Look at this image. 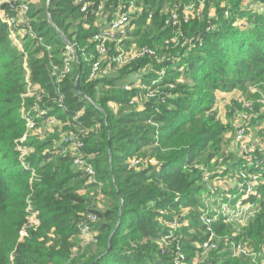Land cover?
<instances>
[{"label": "trees", "instance_id": "1", "mask_svg": "<svg viewBox=\"0 0 264 264\" xmlns=\"http://www.w3.org/2000/svg\"><path fill=\"white\" fill-rule=\"evenodd\" d=\"M46 1L43 8L30 9L37 22H32L35 34L26 42L33 55L41 54L31 57L28 69L31 82L46 92L35 102L42 116L23 118L17 113L26 91L23 54L12 46L10 27L0 18V264H174L177 245L187 264H253L244 255L232 257L225 246L239 239L247 241L258 259L264 258V181L257 185L259 206L246 225L213 224L223 237L219 248L206 256L195 246L205 238L197 210L189 212L187 226H171L183 219L181 207L198 204L204 188L199 165L216 155L207 150H218L222 140L215 116L209 113L213 94L264 76V0L259 8L244 7L242 0H213L212 14L206 4L187 15L185 7L199 5L197 0H134L141 4L140 11L131 20L123 46L136 37L156 54L129 63L121 77L145 66L148 88L142 93L154 95L144 100L139 90H125L124 83L116 82L119 78L100 74L106 59L97 76L89 74L91 62L98 58L93 36L131 0H49L50 18ZM2 8L4 17L17 14L15 8ZM171 13L175 23L167 21ZM54 27L83 47L77 51L78 61H68L69 70L58 80L50 75L51 56L65 43ZM50 45H55L53 52L47 50ZM62 58L64 70L65 55ZM136 91L140 108L129 104ZM35 103L28 100V105ZM49 114L89 130L75 138L93 155L88 160L97 181L107 185L110 201L105 209H93L90 198L80 194L89 187L85 181L90 175L73 165L72 151L62 153L65 144H55V136L30 140L26 145L33 152L20 158L15 140L26 119L38 121ZM134 159L139 161L132 165ZM27 203L38 212L39 224L27 227V236L20 238L28 221ZM90 209L98 218L95 244L74 255L71 239L80 234L81 213ZM188 227L191 234H186ZM50 230L56 238L49 236Z\"/></svg>", "mask_w": 264, "mask_h": 264}, {"label": "rangeland", "instance_id": "2", "mask_svg": "<svg viewBox=\"0 0 264 264\" xmlns=\"http://www.w3.org/2000/svg\"><path fill=\"white\" fill-rule=\"evenodd\" d=\"M28 1L29 11L27 13V18L24 20L17 18L14 25H12L9 29V38L12 46H14L18 52L23 54L20 60L22 61V66L25 71L23 76L26 84V91L20 95V108L17 110V113L23 118H26L28 114L34 115L35 117L42 116V114H44V111L41 110L42 108L40 107L39 103L37 104L35 102H39V100L42 98L41 94L46 93L40 85L31 82L30 71L28 69V62H30L31 57L41 56V54L33 55L31 53L33 48H26L27 40H29L35 34L31 24L32 22H37L36 17H30V9L34 10V8H43L45 0ZM216 1H219V3L221 2V4H225L227 0H214V2ZM197 2L199 5L191 3L185 7V15L192 13L194 10L196 12H200L203 7L206 6V4L210 6L209 13L212 14L214 10V6L212 5L213 0H197ZM260 4V0H242V6L244 7L259 8ZM138 6L140 8L141 4ZM41 15L42 14L39 16ZM2 16L3 15H0V18H2ZM170 18L171 14L169 17H167V21ZM26 25L29 26L27 30L25 28ZM54 28L64 40L65 44L63 47H65V50H67L66 45L69 40L67 37H63L61 35V31H59L56 27ZM131 30H129V33ZM91 40L92 39H89L88 43H90ZM130 41L131 43H126L124 46L120 47L121 49H118L119 51L122 50L121 52L125 56L124 63L115 65V67L111 69H107L106 67L104 68L103 66L101 68L100 74L112 78H119V80H116V82L120 84H125L126 81L131 80L133 88L139 90L138 92L141 96V100H144L146 96L142 92H146V88H148L147 83L144 82V76L147 74L145 71L146 67L142 66L140 69L138 68L133 72H129L121 77L122 70L129 68L131 62L140 59L145 54H149H142L143 46L136 37H132ZM71 42L74 44L73 41ZM72 46L74 47L76 53L81 48H83L75 44ZM54 48L55 45H50L47 47V50L49 52H53ZM62 48L59 47V52L57 55L54 56L52 53L51 56L50 75L52 78L57 80L61 78V74H64L63 66L61 67V61L63 60L62 56H64L65 53L62 52ZM155 52L156 51L153 50L152 54ZM80 54L84 55L82 52ZM101 59L102 66L104 59ZM145 78L147 79L146 76ZM29 99H31L32 103L34 102L35 105H28ZM209 113H212L215 116V121L217 122L218 127L221 129L222 140L220 141V144L217 145L218 150L215 148L207 150H210V152L212 150V152L216 153V155H213V158H211L206 165H199L200 171L203 175V178L200 182L203 184L204 188L198 194V204L196 206L181 207L179 212L183 219L180 221L181 223L177 221L180 219H175L173 221L175 222V227H179L182 224L187 226L189 219L188 217L190 216L189 212L192 210L193 212L197 210L199 213H203L205 211L211 212L214 207H217L218 200L222 198V195H226L232 191L233 179L237 173L236 170L243 160H252L251 158H253L255 155H257L256 158H262L264 160V76L263 78L253 77L243 86L231 91H215ZM79 115H81V113L77 114V116ZM30 118L32 119V117ZM241 129H244V134L241 138H238L237 134ZM79 132L88 134L89 130H86L83 127L70 125L67 121L58 119L55 114H49L46 119H40L38 121L34 120L29 125L26 121L25 129L22 135L15 140L16 149L20 152V158L24 160L33 152L32 147L26 145L30 140H44L48 137L55 136L57 139L55 144H65L66 137L75 138ZM74 134L76 135L74 136ZM75 148H78V150ZM84 149L85 144H82L81 146H76L75 144L69 146L65 144L62 153L64 155L71 154L70 152L72 151L73 156H82L87 160L88 158H92L93 155L86 153ZM145 161L153 163L155 160L153 158H145ZM86 178L87 180L85 181V184L89 187L86 189H81L79 191L80 194L90 198V206L93 209H105L109 205L110 201V197L105 193L104 189L105 186L107 187V185L97 181V176L95 173L87 176ZM27 210L29 212L28 217L32 222H34L32 226L35 228L39 224L38 212L32 207L30 203H27ZM92 213L95 212L91 209L85 213H81L83 223L89 225L90 231L89 234H78L72 237V253L74 255L79 251V249H85L89 245L95 244L94 241L91 240V237L97 232L95 230V225L98 221V218L91 220L90 214ZM253 214L255 213L246 215L242 221H230V224H232L234 228L238 226H244L246 225L247 221L253 217ZM198 221L199 223H202L201 218L198 219ZM191 233L192 229L188 227L186 234ZM49 236L55 237V234H53L52 230H50ZM217 240L220 243L222 239L220 238ZM204 255L206 256L207 252H205ZM231 256L239 258L242 255L239 256L237 254H232Z\"/></svg>", "mask_w": 264, "mask_h": 264}, {"label": "built area", "instance_id": "3", "mask_svg": "<svg viewBox=\"0 0 264 264\" xmlns=\"http://www.w3.org/2000/svg\"><path fill=\"white\" fill-rule=\"evenodd\" d=\"M10 6L11 8L17 9V14L14 17H4L3 6ZM137 6V7H136ZM81 10H86V5L81 7ZM29 11V1L28 0H0V15H3V20L11 27L14 25L15 20L20 18L24 20L27 18V13ZM140 11L138 5H135L133 0L129 2V6L125 9L119 7L113 17L109 20V23L106 27L102 28L100 31L95 33L93 36V40L96 43V49L98 51V58L91 62L90 67V78L97 76L101 68V61L103 58L108 61L107 69L111 65L115 66L118 64L124 63L125 56L121 52L122 50H118L121 46H123V41L128 38V32L131 29V20L134 19V15L136 12ZM151 14L149 15V18ZM176 15L175 13H171L172 22L175 23ZM173 39H171L172 41ZM169 42V40H166ZM73 44L68 41L65 50V62L66 65L64 67V72L69 70L68 61L77 60L78 55L75 52ZM121 49V48H120ZM145 52L152 53L151 49L142 48V54ZM128 61V60H126ZM129 62V61H128ZM142 84V83H141ZM140 85V84H139ZM143 85V84H142ZM145 87V86H144ZM124 89L127 91H132L133 86L131 84V80H128L124 84ZM146 97H150L153 94L152 91L144 94ZM138 94L136 91V95H134L129 100V104L138 106ZM28 125L32 123V119L28 117L26 119ZM244 134V129L238 131L237 137L241 138ZM76 134H74L75 136ZM65 144L81 146L83 143L81 140L73 137H66ZM78 150V148H75ZM252 160H243V162L238 166L236 170V176L233 179L232 191L226 195H222V198L218 200L217 207H214L211 212L205 211L200 213V218L202 224L205 226L203 230V235L205 238L201 241L195 242V246L202 249V251L209 252L212 250H217L219 248V241L217 239L222 238L223 236L216 233L214 230L213 224L215 222H223L230 223V221H242L243 218L250 214L254 213L255 209L259 206V195L257 194V185L260 182L264 181V160L262 158H251ZM139 160L134 159L132 161V165L136 164ZM73 165L81 168L83 171L87 172V174L91 175L95 173L92 164L82 156H74ZM91 220L97 219L95 214H90ZM38 221V220H36ZM173 224V229L176 227ZM34 222L28 217L27 223L20 230V238L27 236V227H31ZM78 229L80 231V235L89 234V225L79 223ZM95 236V235H94ZM92 236L91 240L94 241L95 237ZM247 242V241H246ZM246 242L243 239L239 240H231L230 243L227 244V247H230L231 254H237L239 256L244 255L251 259L253 264H263L264 258L261 260L256 257V253L253 251L252 247L246 245ZM178 253L174 259V264H187L183 258V252L180 251V246H176Z\"/></svg>", "mask_w": 264, "mask_h": 264}, {"label": "water", "instance_id": "4", "mask_svg": "<svg viewBox=\"0 0 264 264\" xmlns=\"http://www.w3.org/2000/svg\"><path fill=\"white\" fill-rule=\"evenodd\" d=\"M46 2H47V3H46V4H47V17L50 18L49 13H48V12H49V9H48V3H49V0H47ZM61 35H62L63 37H65L63 34H61Z\"/></svg>", "mask_w": 264, "mask_h": 264}]
</instances>
